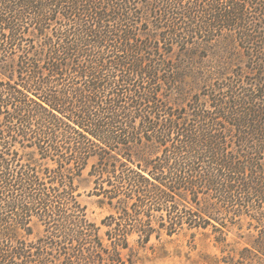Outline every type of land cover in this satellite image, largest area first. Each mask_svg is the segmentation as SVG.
Masks as SVG:
<instances>
[{
	"label": "trees",
	"instance_id": "obj_1",
	"mask_svg": "<svg viewBox=\"0 0 264 264\" xmlns=\"http://www.w3.org/2000/svg\"><path fill=\"white\" fill-rule=\"evenodd\" d=\"M137 2L0 0V264H136L132 235L212 227L224 245L227 221L264 219V0H148L168 47L138 40ZM227 32L242 64L169 105L162 56Z\"/></svg>",
	"mask_w": 264,
	"mask_h": 264
},
{
	"label": "rangeland",
	"instance_id": "obj_2",
	"mask_svg": "<svg viewBox=\"0 0 264 264\" xmlns=\"http://www.w3.org/2000/svg\"><path fill=\"white\" fill-rule=\"evenodd\" d=\"M196 0H183L188 5ZM148 0H138L136 7L143 13L136 24L140 31L138 40L153 47H168L169 41L158 43L160 22L150 13ZM175 40H173L174 42ZM172 55H163L165 61L174 64L177 76L176 87L169 89L166 100L173 107L185 106L187 99L199 90L213 82L216 77L242 64L244 56L231 33L210 39L208 36H190L177 40ZM165 42V43H164ZM185 45L184 51L178 48ZM160 53V52H159ZM165 56V57H164ZM88 167L77 178L78 200L86 208L89 221L100 225L101 219L110 213L111 208L92 194V177L88 175ZM104 227L101 226L100 233ZM42 226L34 225V233L29 239L41 234ZM224 245L216 242V233L212 227L207 229L188 230L167 235L162 233L159 238L154 235L146 243L139 244L137 236L130 237L131 245L136 255V264H264V252L257 251L256 245H264V219L256 221L250 217H242L231 223L227 221L224 228Z\"/></svg>",
	"mask_w": 264,
	"mask_h": 264
}]
</instances>
